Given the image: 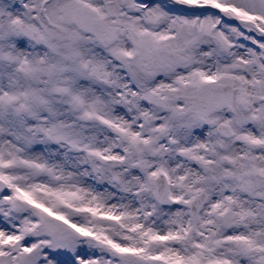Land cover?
I'll return each mask as SVG.
<instances>
[{"label":"snow or ice","instance_id":"6c2138e0","mask_svg":"<svg viewBox=\"0 0 264 264\" xmlns=\"http://www.w3.org/2000/svg\"><path fill=\"white\" fill-rule=\"evenodd\" d=\"M0 264H264V0H0Z\"/></svg>","mask_w":264,"mask_h":264}]
</instances>
